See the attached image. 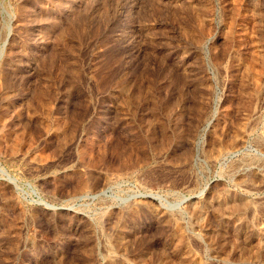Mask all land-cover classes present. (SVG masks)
<instances>
[{"label": "rangeland", "instance_id": "obj_1", "mask_svg": "<svg viewBox=\"0 0 264 264\" xmlns=\"http://www.w3.org/2000/svg\"><path fill=\"white\" fill-rule=\"evenodd\" d=\"M0 168V264H264V0H0Z\"/></svg>", "mask_w": 264, "mask_h": 264}, {"label": "bare ground", "instance_id": "obj_2", "mask_svg": "<svg viewBox=\"0 0 264 264\" xmlns=\"http://www.w3.org/2000/svg\"><path fill=\"white\" fill-rule=\"evenodd\" d=\"M0 171H1L3 174L7 175L11 180H14V178L10 176V174L8 173V171H7L6 169H4V168H0ZM53 207H54V205H53Z\"/></svg>", "mask_w": 264, "mask_h": 264}]
</instances>
